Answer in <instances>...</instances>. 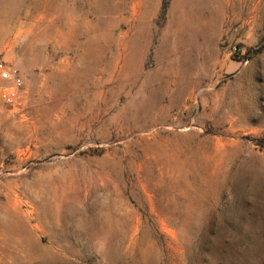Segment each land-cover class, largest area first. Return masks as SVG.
<instances>
[{
	"label": "rangeland",
	"instance_id": "obj_1",
	"mask_svg": "<svg viewBox=\"0 0 264 264\" xmlns=\"http://www.w3.org/2000/svg\"><path fill=\"white\" fill-rule=\"evenodd\" d=\"M0 67V264H264V0H0Z\"/></svg>",
	"mask_w": 264,
	"mask_h": 264
},
{
	"label": "built area",
	"instance_id": "obj_2",
	"mask_svg": "<svg viewBox=\"0 0 264 264\" xmlns=\"http://www.w3.org/2000/svg\"><path fill=\"white\" fill-rule=\"evenodd\" d=\"M0 80L8 83L0 93V99L6 106L15 105L22 96L25 88V79L21 71L15 67H0Z\"/></svg>",
	"mask_w": 264,
	"mask_h": 264
}]
</instances>
